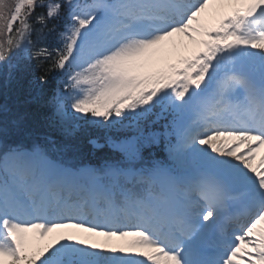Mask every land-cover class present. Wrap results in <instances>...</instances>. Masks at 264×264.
Wrapping results in <instances>:
<instances>
[{"label":"snow or ice","instance_id":"1","mask_svg":"<svg viewBox=\"0 0 264 264\" xmlns=\"http://www.w3.org/2000/svg\"><path fill=\"white\" fill-rule=\"evenodd\" d=\"M0 97V264H264V0H0Z\"/></svg>","mask_w":264,"mask_h":264},{"label":"bare ground","instance_id":"2","mask_svg":"<svg viewBox=\"0 0 264 264\" xmlns=\"http://www.w3.org/2000/svg\"><path fill=\"white\" fill-rule=\"evenodd\" d=\"M260 154V156H258V158H255L254 160H253V164L254 165H257V164H259V162H260V158H261V156H264V149L263 148H261V149H259L258 151H257V153H256V156L257 155H259ZM78 230H76V229H58V230H56V233H59V234H61V233H63V234H68V233H76ZM85 235V234H84Z\"/></svg>","mask_w":264,"mask_h":264},{"label":"trees","instance_id":"3","mask_svg":"<svg viewBox=\"0 0 264 264\" xmlns=\"http://www.w3.org/2000/svg\"><path fill=\"white\" fill-rule=\"evenodd\" d=\"M9 2H10V0H9ZM0 99H2V97H0ZM93 132H94V134L99 135L101 138L103 137V132L102 131L93 129ZM105 152H107V149H103V150L98 151L96 153V155L100 156V155L104 154Z\"/></svg>","mask_w":264,"mask_h":264},{"label":"rangeland","instance_id":"4","mask_svg":"<svg viewBox=\"0 0 264 264\" xmlns=\"http://www.w3.org/2000/svg\"><path fill=\"white\" fill-rule=\"evenodd\" d=\"M263 149H264V148H263ZM258 156H260V155H257L256 158H258ZM72 233H73V232H72ZM55 235H59V233H56V232H55L54 234L50 235V236H49V239H48V241H47L46 243H48V242L52 239V237L55 236ZM85 235H87V234H85ZM94 239H97V240H103L104 238H103V237H97V238H94Z\"/></svg>","mask_w":264,"mask_h":264}]
</instances>
